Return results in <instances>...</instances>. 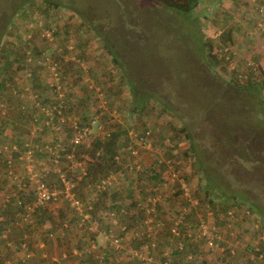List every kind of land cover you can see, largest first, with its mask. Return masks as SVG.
Wrapping results in <instances>:
<instances>
[{
	"label": "rangeland",
	"instance_id": "rangeland-1",
	"mask_svg": "<svg viewBox=\"0 0 264 264\" xmlns=\"http://www.w3.org/2000/svg\"><path fill=\"white\" fill-rule=\"evenodd\" d=\"M54 1L58 5L56 8L45 9L44 3H37L36 6L35 0H30L25 6H16L18 0H0V70H6L0 82V101L12 106L11 113L0 128V139L3 142H24L33 137L39 142L54 138L50 131L31 135L29 131L33 124L25 113H20L17 105L23 102L20 94L24 98L33 92L38 93L42 101L55 100L57 94L48 86L55 76L46 68L33 66L37 69L34 81L31 74L22 70L18 54L29 46L31 51H42L46 59H61L60 67H64L69 75L68 85L60 83V91L66 100L62 98L58 101L64 105V115L69 118L64 123L69 126L72 121L79 122V119L82 123L94 120L80 144L86 148L95 138L110 132H121L122 140L134 143L132 149L135 150V154L128 157L129 161L122 158V166H129L133 160L138 165L137 171H146L145 179H148L149 168L152 169L154 164L153 169L159 170L158 161L173 162L174 167L176 165L178 170L189 175L195 190L191 195L189 191L178 188L184 195H191L195 202V212L189 218L199 220L200 230L201 224L206 225V233L210 234L206 238L213 248L205 246L201 249L205 250V258H214L217 254L215 250H225V243L229 244V240L236 236L239 243H244L240 248L247 252L252 247L251 240H254L257 228L253 220L258 222L259 217L255 216V212H246V209L237 210L236 222L239 225L229 221L226 230L223 220L226 205L223 200L226 197L225 202L230 199L233 203L240 202L237 194L241 192L232 193L235 190L230 189L240 186L246 195L257 192V204L264 209V81L255 71V85L258 89L262 86L260 90L254 88L249 92L235 89L230 84L234 75L237 82L243 84L250 67L252 69L263 60L264 0H198L191 11V15H197L199 20L194 25L152 0ZM44 9L46 13L42 12ZM42 23L50 24L47 31L51 32L43 30ZM196 26L198 29L192 30ZM199 37L204 43L209 40L212 52L219 59L217 65L206 61L207 48H200ZM104 42L115 53L118 63L107 54ZM68 43L75 45L73 48L80 56L78 62L74 61L73 51L66 47ZM222 52L227 57L226 62L219 58ZM69 62L70 68L67 65ZM141 98L145 101L140 104ZM131 104L142 106L133 111ZM180 127L183 129L180 130ZM143 130L145 133L147 130L148 134L145 142L141 143L135 135ZM64 135L55 138L56 142L60 140L63 151L81 152L73 155L68 152L69 156H63L60 154L62 150L55 148L52 155H34L33 170L41 171L46 185L58 192L63 191L64 185L60 183L66 180L69 187L75 186L79 196L85 193V188L95 193L100 185L94 189L86 183L90 179L81 178L83 164L89 157L86 151L90 150L75 149L69 145L70 137ZM170 143L172 147L168 150L166 148ZM190 146L200 151L199 161L196 153H192L194 156L190 153ZM3 152V158L11 153ZM14 165L15 172L12 173L20 178L21 166L18 163ZM203 170L214 178V183L217 182L208 194L203 192L204 180L200 176ZM1 172L0 158L1 263L39 264V258H43L52 264L50 250L54 240L60 250L70 252L67 248L70 236L84 235L86 231L76 225L68 205L63 201L57 202L58 199L49 201L43 205L45 209L38 218L36 213L30 212L27 216L24 212L18 213L13 204L4 207L10 194L17 195L14 185L18 182L13 178L3 179ZM108 178L102 179L104 185L107 182V185L117 184L118 187L124 186L127 179L122 177L115 184L113 174ZM223 181L225 184L221 185ZM15 186L18 191H32L31 186ZM219 186L220 189L217 188ZM158 187L155 186L154 190H163ZM164 196L168 197L164 192L156 196L159 202L163 201V213H173V208L179 205V198L165 201ZM190 203L193 205V202ZM101 210L97 213L104 217L106 211ZM187 210L184 208L183 211ZM212 211L215 212V219ZM114 218L118 217L115 215ZM259 224L264 229V219H260ZM59 226L65 229L64 236L48 239L47 231L56 230ZM99 228L102 232V226ZM116 228L123 229L122 225ZM163 230L157 229L156 234ZM122 235L120 255L109 257L113 264H129L132 260V264H139V259L143 263L144 260L151 261L146 258L150 255H147L145 245L140 247L141 253L133 250V255L129 256H136L138 260L128 259L132 248L124 238L125 234ZM96 236H93L94 240L102 239L100 243H103L101 235V239ZM74 245H77L75 240ZM23 250L31 256L26 257ZM243 250L233 253L235 259L224 253L223 257L229 261L226 263L241 262L246 256ZM247 253L250 254V251Z\"/></svg>",
	"mask_w": 264,
	"mask_h": 264
},
{
	"label": "trees",
	"instance_id": "trees-1",
	"mask_svg": "<svg viewBox=\"0 0 264 264\" xmlns=\"http://www.w3.org/2000/svg\"><path fill=\"white\" fill-rule=\"evenodd\" d=\"M156 2L157 4L163 6L164 8L171 10L175 13H177L180 18H184L187 20V23L195 24L196 22H199L198 16H193L191 15V11L196 7L198 4V0H152ZM30 2V0H18L16 6L20 5H26ZM44 3L45 4V9L49 7L56 8L57 2L54 0H35V5L38 6L37 3ZM45 9L42 11L43 13L45 12ZM50 24L47 23H42V29L43 30H49L50 27L48 26ZM198 29V26L192 28V30ZM51 32V31H50ZM97 34H99L96 31ZM201 36V35H200ZM226 38H228V35H226ZM199 46L201 49H203L204 46H206L207 50L205 51L206 54V61H208L211 65H217L219 62L218 57L216 56L215 52H212V46L207 40L205 43L202 39L199 37ZM70 46V48H68ZM73 43H68L66 47L73 51L74 53V61L78 62L80 60V56H78L79 53L75 52L76 48H73ZM104 48L107 54H109L112 58V60L115 63H118V59L115 55V53L106 46L104 42ZM29 46L25 50L22 49V51L18 54L21 62V68L23 71L28 72L33 76L35 72H37L36 68H33V66H40L43 68H46L49 70V64H54L60 72V82L61 84L68 85V73L65 71L64 67H60V61L61 59H58L55 57L46 59V56L42 54V51H37V50H29ZM28 52V53H26ZM30 57V61L26 60V57ZM264 56V55H263ZM220 60L226 62L227 57L225 58L224 53L222 52L221 55L219 56ZM262 62L256 63L255 67H253L249 72L246 74V80L243 84H239L237 82V77L234 75L233 77V82H231V86H233L235 89H242V90H249L251 92L254 88L257 90H260L262 86H260V89L255 85L257 84L254 79H255V71H257L258 74L262 76V79L264 81V57H262ZM39 60L46 61L45 66L37 63ZM68 68H70L71 63H67ZM222 68V67H221ZM0 82L2 80L1 77H5L3 73L6 70H0ZM80 71V68H79ZM82 73V72H81ZM34 78V76L32 77ZM35 79V78H34ZM36 81V79L34 80ZM235 81V83H234ZM38 94V93H37ZM63 99L66 100L65 96ZM42 100V99H41ZM55 101V100H54ZM145 101V98H141L139 101L140 104ZM142 105L136 106L131 104V110H139ZM140 107V108H138ZM18 109V107H17ZM19 110V109H18ZM12 111V106L6 104V114L5 118L0 117V128L2 124L7 120V117ZM28 119V117H26ZM82 119H79V124H83ZM70 126L63 124L62 127L57 131L56 136L58 135H67L71 136V130L69 128ZM183 128L180 127V130ZM90 131V129H89ZM64 135V136H65ZM145 135V130L141 131L139 134H137L138 138L142 137ZM105 136V135H104ZM103 135L100 138H95L93 143L89 145L88 147H84L83 144H76L73 147L75 149H89L90 151H86L89 153V157L85 159V162L83 164V175L81 176L82 179L88 178L90 181L87 180L86 183H89L88 185H91L94 189L97 187V185H100V187L97 188L95 193H91L88 188H85V193L79 196L76 193L75 186L71 188V191L73 192V197H76L79 199L82 205L83 212H86L88 214V217L84 220H81L80 215H78L77 211L73 209L72 206H70L69 201L67 198H64L60 193L57 194L55 197L54 201L57 200V202L63 201L65 204L68 205L71 213H72V218L75 220L76 225L79 227H82L83 231H86L89 235H84V238L88 241H94L93 235H95V232L92 230L93 225H96L97 227L102 226V238L105 240L106 235L108 231L111 232L113 231V236H117L118 242L121 244L123 239L121 236L122 234H125L124 238L127 239L126 241L130 242L129 245L132 248V250H138V252L141 253V246L145 245L147 248V255H150L151 258L155 261L152 262H145L144 264H157L156 260L159 261L161 264H218L219 259L221 256H217L210 259V258H205V250L201 251L203 247H207L208 249L213 248V246H210L207 244V238L205 235H202L200 232V222L197 219H190L189 217L195 212L196 206L193 204L191 205L190 202L193 201L192 194L195 193L194 188L190 184L189 181V175L185 174L183 171H180L179 177H181L185 183L189 184V192L191 195L187 193V195H184L182 191H180L179 186L180 183L173 181L169 182V175L171 174L170 171H167V166L164 164V162H159L157 163V167H159L157 171H155L153 165L152 169L149 168V171H151L148 174V179L144 178V173L137 171V166L136 163L133 162L132 164H129V166H122L121 160L122 158L125 160L127 159L128 161L130 160L128 157H132L133 154L131 153L132 151V145L134 143H130L127 139L122 140L121 132L116 131V132H110L107 133V135L104 137ZM126 136V135H125ZM21 141L18 142H3L2 139H0V147L2 145H7L11 146L14 144L16 146L15 150H12L9 156V160L11 163V166L14 170V163H18L20 166V159L18 156L21 154V147H22ZM64 144V143H63ZM167 145V142L165 143ZM174 144V143H173ZM70 145V143H69ZM70 147V146H68ZM67 147V148H68ZM172 147V144L170 143L166 149L169 150V148ZM125 148L126 151H120V149ZM131 148V149H130ZM194 146H190V153L192 154L193 152L196 153V159L199 161L200 156L199 153L200 151H196L194 149ZM64 150V149H63ZM60 151V154L63 156L67 155L68 152H71L72 155L73 153L75 154L76 152H81V151ZM134 150V149H133ZM40 152V151H39ZM39 152H36V154H39ZM83 152V151H82ZM43 153V152H42ZM87 153V154H88ZM47 155L46 153H43ZM3 152L0 151V158L2 160V172L1 176L3 179L6 178V158L2 157ZM124 155H127L125 158ZM194 156V154H192ZM61 156V155H57ZM199 168H202L201 165H197ZM140 167V165H139ZM177 168V166H175ZM164 170V172H163ZM153 171V172H152ZM152 173V175H151ZM113 174L114 175V180L116 184V180L121 179L122 177H126L125 179V184L124 186L122 185L121 187H118L116 185H107V182L102 183V179L106 180L109 179L108 175ZM165 175V176H164ZM201 178L204 180V188L203 192L205 194H208L209 191L212 189V187L216 186V183H214V178L211 177L210 174L207 173L206 170L201 171L200 173ZM25 173L22 172L21 177L19 178L22 182H27L25 181ZM84 177V178H83ZM147 180V182H144ZM230 180V179H227ZM226 180V183H227ZM231 183V182H230ZM225 182H221V185H224ZM17 185V184H15ZM14 185V191L16 192L17 195H9V201L6 202L5 206H8L7 204H13L16 209H18V213L23 212V207L25 204H29L31 200L33 199V192L29 190L30 192L26 191H18L16 189V186ZM26 185V184H25ZM60 185H63L62 181ZM159 186L158 188L162 187L163 190L159 191L158 189L154 190L155 186ZM153 186V187H152ZM118 187V188H117ZM195 187V186H194ZM240 186H234L231 187L230 189L235 190L232 193H235L236 191H240L241 193L237 194L238 198L241 199L240 202H235L233 203L230 199L229 202H225L226 197L224 198L225 207L223 211V220H224V225L226 226L227 222L232 221L236 222V212L237 210L243 211L246 209L247 212L249 213H256L255 216L259 217L258 222L253 220V223L257 225V228L255 229V235H254V240L256 239V242L253 243V239L251 240V245L252 247L248 248V251H250V254L245 252L242 248H240V245H244V243H239L236 250H243V254L246 256L243 258L242 261L238 262L237 264H263L264 262V229L261 228L259 224L260 219H264V209L263 207L260 208L257 204L259 197L257 196V192H253L252 195H246V193L239 188ZM220 189V186L217 187ZM26 189V188H24ZM23 189V190H24ZM162 192L166 193L168 197L164 196L165 201L169 198H174L178 197L179 199L177 200L178 206L173 208L172 212L173 213H163V210L161 209V204L163 201L158 200L156 197L157 195L161 196ZM26 194V195H25ZM126 197L124 198V196ZM30 196V197H28ZM109 196V197H108ZM172 196V197H170ZM233 198V197H232ZM121 199V201H119ZM17 200L19 203H17ZM233 200H235L233 198ZM246 204V206L244 205ZM229 204V205H228ZM250 208H249V206ZM184 208H187V211H183ZM44 206H39L36 209L32 211L33 213L38 215L40 212L44 210ZM102 209V210H101ZM120 209L122 210L123 213L121 212ZM211 210V208H209ZM103 211L105 210L106 212L104 213V217H100L98 215V211ZM229 211H233L234 213L232 214V217L228 214ZM115 215L118 217L117 219L114 218ZM165 215V217H164ZM254 215V214H252ZM212 216L215 219L216 215L215 212L212 211ZM245 218V215H243ZM254 216V217H255ZM40 217V216H39ZM149 217V220H147ZM250 219V218H249ZM114 220V222H113ZM147 220V222H146ZM203 220L205 221V216L203 214ZM117 222V223H116ZM237 224V223H236ZM118 225H122L123 229L120 230ZM176 229V233H173L171 231V228ZM163 228L164 230L156 234V230ZM111 229V230H110ZM64 228L59 226L56 230L52 231H47V237L48 239H51L52 236L56 235L57 232L59 234H63ZM254 230V229H253ZM126 231H128V234L126 235ZM137 231V232H136ZM1 229H0V234H1ZM125 232V233H124ZM263 235L261 238L260 236ZM240 242V241H239ZM108 243V242H107ZM109 244V243H108ZM249 244V243H247ZM246 244V245H247ZM168 245V248L166 249L169 252L164 253L163 248ZM250 245V244H249ZM110 247L111 244H109ZM224 247L226 248L224 250L225 254H228V249L230 248V245L225 243ZM117 252H120L119 250ZM116 252V253H117ZM108 256H104L106 260L109 258V252L106 253ZM129 254H132L130 251ZM133 255V254H132ZM31 256V253L30 255ZM231 259H235L233 255H229ZM40 259V258H39ZM43 260L40 259L39 262ZM226 262H229L227 259L224 258ZM152 262V263H151ZM3 263V262H2ZM0 261V264H2ZM137 264V263H135ZM139 264H143L142 262Z\"/></svg>",
	"mask_w": 264,
	"mask_h": 264
},
{
	"label": "built area",
	"instance_id": "built-area-1",
	"mask_svg": "<svg viewBox=\"0 0 264 264\" xmlns=\"http://www.w3.org/2000/svg\"><path fill=\"white\" fill-rule=\"evenodd\" d=\"M46 32L49 33L50 31H46ZM26 60L30 61L29 54L26 57ZM37 63L45 66L46 61L39 60ZM48 68H49L50 73H52L55 76L54 81L51 83H48V86L50 87V89L57 94L56 95L57 98L55 99V101L54 100L48 101V102L42 101L39 99L38 94L35 92H33L32 95L31 94L25 95L24 98L20 94V98L21 100H23V102H20L17 105V107L20 113H25L29 117V121L32 122L33 127L29 131L31 135H33V133H41L42 131H48V132L50 131L53 133L54 138L51 141L39 143L37 140L34 141L35 138L32 137L29 140L24 141L22 143L21 154L18 156V158L20 159V163H21L20 164L21 169H22L21 173L22 172L25 173L24 178H25V181H27L26 183L22 182L18 178L17 174L12 173L13 168L11 166V163L8 157L10 156V154H5L4 158H6L5 161L7 165L6 177L8 179L10 178L16 179V181L18 182L17 186H21L22 188L26 186H31V189L33 192V199L31 200L29 204H25L23 207V212L25 216H27L30 212H32L37 207L43 206L47 202L54 200L58 193L61 192L62 194L63 192L62 196L68 199L70 206H72L73 209L77 211L78 215H80L81 217V220H84L88 217V214L86 212H83L82 205L79 199L76 197H73V192L71 191L72 187H69L68 181L66 180L62 181L64 185L63 191L58 192L46 185V183L43 180L42 175L40 174L41 171L33 170V158L36 152L40 151L39 154L43 152V153H46L47 155L49 154L52 155L55 148H58L61 150L64 149L60 140H57L56 142L55 138L56 139L58 138L56 136L57 131L62 127L63 124H65L64 122L66 120H69V118L64 115V111H63L64 105H61L58 102L64 96L61 93L62 85L60 84L61 82H60L59 71L57 73L58 68L54 64H49ZM5 114H6V103L0 101V117L2 118L4 116L3 117L4 119ZM93 121L94 120L92 119L91 121L83 123V124H79L78 121L77 122L72 121V123L69 124V126L72 129L71 130L72 134L69 138V143L72 147L81 142L83 137L89 132L90 124ZM146 134H148L147 130H146L145 135L143 136L144 138L142 137L138 138L137 135H135V138H137L139 142L144 143L145 140L147 139ZM15 149H16V146L14 144H12L10 147L7 145H2L0 147V151L2 152L12 151ZM131 151H132L131 152L132 154H135V150L132 149ZM66 156H69V155H66ZM164 164H166L167 166L166 170L171 172V174L168 177L169 182H173V181L179 182L180 183L179 188H182L184 191H189L190 190L189 184L182 182L184 180L181 177H179L180 170L174 167L173 162L170 163V161L168 160V163L164 162ZM17 203H19L18 200H17ZM228 226L229 224H226V230ZM171 231L173 233L177 232L174 227L171 228ZM200 232L202 235H205L204 229L200 230ZM106 237H108L111 244L117 245L118 239L113 236L112 232L108 231ZM260 237L262 238L263 235H261ZM206 242L208 245H210L208 241ZM254 242H256V239L253 240V243ZM229 245H230V248L228 249V253L229 255H233L235 248H237V246L239 245L238 237L236 236V237H233L231 240H229ZM215 251H217V254H216L217 256L219 257L221 256V258L218 261V264H227L223 257L224 250L216 249ZM24 252H25L24 254L26 257L30 255L29 252L27 251H24Z\"/></svg>",
	"mask_w": 264,
	"mask_h": 264
},
{
	"label": "crops",
	"instance_id": "crops-1",
	"mask_svg": "<svg viewBox=\"0 0 264 264\" xmlns=\"http://www.w3.org/2000/svg\"><path fill=\"white\" fill-rule=\"evenodd\" d=\"M44 142H46V141H39V143H44ZM38 155L39 154H36L35 156L37 157ZM236 225L238 226L239 223H237ZM92 230L97 235L96 238L98 236L100 237V235L102 237V234L100 233L99 227H97L96 225H93ZM84 235H89V234L87 232H85ZM84 235L83 234L79 235V233H78V235L73 234L70 236L69 245L67 246V248L70 252L63 251V249H61L62 250L61 251L60 247L57 245V242H55V240H54L52 243L53 247H51L52 249L50 250V252L52 254L50 257L52 260L51 261L52 264H113L109 258H107L109 260H106L104 258L105 255L108 256L106 253L109 252L110 258L117 257L118 255H120L117 252L119 250L120 246H118L116 248L115 246L111 245V246H113V248L110 247L109 246L110 241L108 238H106L105 240L103 239L104 240L103 243H100V241L102 240L101 237H100V239H101L100 241H96V239L94 241H88L84 238ZM63 236H64V234H59V232H57L56 235L52 236V239H54V238L60 239ZM79 237H80V239H79ZM74 240L77 241V245L73 246ZM85 242H86V244L84 245ZM82 246H83V248H82ZM65 247H66V245H65ZM166 247L168 248V246L164 247V249H165L164 253L169 252L166 249ZM130 251L132 252L133 250H130ZM82 252L86 253V254H84L82 256V254H81ZM239 252H240V250H239ZM88 254H91V255H88ZM92 255L94 257H92ZM40 256H44V253H40ZM127 256H128V259L137 258V260H138V257H136V256H134V258L129 257L130 254H128ZM235 256H236V254H235ZM90 257H92V258H90ZM243 258H244V256H243ZM40 259H42V258H40ZM48 261L49 260H47V259H45V260L43 259L39 262V264H48ZM133 261L134 260H132L129 264H132ZM139 261H140V263L141 262L143 263V261H141L140 259H139Z\"/></svg>",
	"mask_w": 264,
	"mask_h": 264
},
{
	"label": "bare ground",
	"instance_id": "bare-ground-1",
	"mask_svg": "<svg viewBox=\"0 0 264 264\" xmlns=\"http://www.w3.org/2000/svg\"><path fill=\"white\" fill-rule=\"evenodd\" d=\"M193 202V204H195V202L194 201H192ZM228 214L232 217V211H229L228 212ZM201 227H202V229H204V231H205V236L207 237V238H209L210 237V234L209 233H206V225H204V224H201ZM115 238H117V236H114ZM117 239H119V238H117ZM213 239V238H212ZM208 242H209V244H211V241L210 240H208ZM111 244V243H110ZM111 245H113V246H115L116 248L119 246V242H117V245H114V244H111ZM211 246V245H210ZM148 260H152V258H151V256H149V257H146Z\"/></svg>",
	"mask_w": 264,
	"mask_h": 264
}]
</instances>
